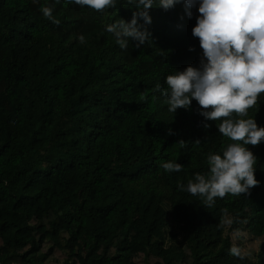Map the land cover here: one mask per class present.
Returning <instances> with one entry per match:
<instances>
[{"label": "trees", "instance_id": "1", "mask_svg": "<svg viewBox=\"0 0 264 264\" xmlns=\"http://www.w3.org/2000/svg\"><path fill=\"white\" fill-rule=\"evenodd\" d=\"M35 1L60 4L59 23L34 0H0V264H264L229 252L232 235L264 250V142L246 145L260 181L248 193L205 206L178 188L234 142L195 100L173 113L162 94L174 69L199 66L197 10L154 5L130 62L106 26L130 21L134 5H78L94 27L80 43L60 33L79 23L74 3ZM239 118L264 126V93ZM168 160L182 170L166 172Z\"/></svg>", "mask_w": 264, "mask_h": 264}, {"label": "clouds", "instance_id": "2", "mask_svg": "<svg viewBox=\"0 0 264 264\" xmlns=\"http://www.w3.org/2000/svg\"><path fill=\"white\" fill-rule=\"evenodd\" d=\"M65 2L102 11L114 8L117 0ZM126 2L136 9L131 20L126 22L120 18L106 26L121 49L127 48L130 40L137 41L136 47L150 41L151 34L139 22L151 23L149 9L157 5L167 11L180 0ZM183 3L187 18L193 17V8L199 13L192 35L199 38L202 55L199 66L174 69L167 75V87L162 89V94L167 97V110L173 113L179 108L190 109L195 100L200 106V115L206 121H219L218 132L234 141L222 154H208L206 174L195 173L186 185H178L182 191L199 195L204 205L210 206L216 198L248 193L260 183L255 177L257 157L246 145L264 142V126H258L255 118L239 117L247 116L248 109L264 93V0H183ZM40 11L53 23H59L53 15L54 6L46 2ZM77 39L83 43V34ZM204 127L209 125L205 123ZM159 166L166 172H180L183 168L181 163L171 160L161 161ZM229 252L240 256L236 247Z\"/></svg>", "mask_w": 264, "mask_h": 264}, {"label": "rangeland", "instance_id": "3", "mask_svg": "<svg viewBox=\"0 0 264 264\" xmlns=\"http://www.w3.org/2000/svg\"><path fill=\"white\" fill-rule=\"evenodd\" d=\"M49 6H54V11L53 14H56L60 9L61 6L60 4H54L51 3ZM32 9L36 13L42 14V12L39 10V4L34 0ZM67 15L70 17H78L79 18V23L76 26H73L68 29H61L60 33L61 35L67 36L71 34H76V35H81V34H86L94 29L93 24L89 19L84 18L82 15L79 13V6L78 5H72L68 8H66ZM124 57L132 62L135 59L133 58L132 52L129 47L125 48L122 50ZM151 68L150 66H142V72L145 73L148 71V69ZM233 242L235 243V247L240 250V254L243 255L244 257H248L250 259H257L258 255H263L264 257V250L261 249L263 241H252V240H245L242 243V247H237V236L232 235ZM264 262V260H263Z\"/></svg>", "mask_w": 264, "mask_h": 264}, {"label": "water", "instance_id": "4", "mask_svg": "<svg viewBox=\"0 0 264 264\" xmlns=\"http://www.w3.org/2000/svg\"><path fill=\"white\" fill-rule=\"evenodd\" d=\"M235 256V255H234Z\"/></svg>", "mask_w": 264, "mask_h": 264}]
</instances>
